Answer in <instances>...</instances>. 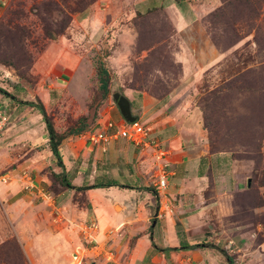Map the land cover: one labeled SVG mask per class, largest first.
Here are the masks:
<instances>
[{
	"label": "rangeland",
	"instance_id": "rangeland-1",
	"mask_svg": "<svg viewBox=\"0 0 264 264\" xmlns=\"http://www.w3.org/2000/svg\"><path fill=\"white\" fill-rule=\"evenodd\" d=\"M86 2L89 3L84 10L75 11ZM180 2L185 3L176 0H58L61 6L58 10L48 0H0V20L10 9L20 17L15 22L30 31V37L22 39L19 30L0 29V105L6 108V126L0 132V173H10L34 151H42L46 161L49 157L45 140L48 134L42 115L24 101L40 100L58 133L66 134L71 127L85 123L84 132L69 136L59 147L69 171L65 173V169L64 175L71 184L65 189L74 191L72 200L79 209L87 212L89 204L94 207L91 217L101 229L108 224L104 233L109 238L98 240L113 250L114 259L118 253L112 246V238L126 236L124 225L114 224L122 221V204L134 207L130 208L134 209L132 213H125L136 218V231L148 234L151 230L154 207L160 206L168 195L166 189L158 192L154 185L158 165L167 162L168 153L159 143L166 153L159 161L151 147L136 146L126 139L113 140L105 146L87 141L88 131L104 129L108 120L115 121L116 125L121 120L112 98L113 90L128 97L133 113L137 112L135 106L141 105L137 91L158 98L171 92L183 99L188 96L183 107L187 105L188 110H192L195 122L204 130L209 150L229 152L250 179L247 186L250 191L235 197L239 221L264 223V212L255 215L250 209L260 204L259 188L264 183V44L256 41L255 27L251 25L253 21L256 24L264 19V4L260 19L250 11L249 15L255 18L246 17L245 22L239 24H234L241 21L235 4L225 7L220 19L209 18L214 9L205 13L201 24L211 45L223 56L206 66V56L199 49L196 56L202 61L199 62L200 72L184 75L177 61L179 45L190 48L194 30L192 23L185 26L187 16L180 17L186 14L184 10L191 1ZM221 5L222 2L216 8ZM2 21L6 24V18ZM62 28L63 33H58ZM46 29L58 35L50 38ZM192 57L189 53L188 58ZM99 65L106 67L109 73L106 92L97 73ZM137 119L147 128V140L158 142L155 127L148 119L143 116ZM41 169L50 181L45 189L57 193L61 186L51 173L61 172L60 168L51 161ZM164 170L169 176V166ZM108 180L139 185L142 193L134 196L133 190L115 185L77 189ZM167 183L171 186L173 180L168 178ZM57 213L55 210L52 218ZM51 221L56 223L54 219ZM77 229L80 234V228ZM109 229L113 233L109 234ZM176 230L182 239L186 230L180 226ZM156 238L155 245L160 244ZM205 245L200 243L198 247ZM78 246H84L81 236ZM207 246L216 248L215 252L221 251L218 245ZM230 256L233 264H240L235 254L230 252ZM98 259L111 262L86 251L81 264H92ZM181 261L186 263L184 259ZM0 264H30L16 235L15 223L1 204Z\"/></svg>",
	"mask_w": 264,
	"mask_h": 264
},
{
	"label": "crops",
	"instance_id": "crops-1",
	"mask_svg": "<svg viewBox=\"0 0 264 264\" xmlns=\"http://www.w3.org/2000/svg\"><path fill=\"white\" fill-rule=\"evenodd\" d=\"M194 1L196 0H187L189 8H184L186 14L180 16H187L185 26L192 23L194 30L191 47L179 45L177 61L181 63L184 75H198L200 72L199 62L202 61L196 56L199 49L206 56V66L219 61L223 56L211 45L205 26L201 24L204 14L215 9L220 1ZM176 25L178 28L177 23ZM188 50L190 51L187 52ZM189 53L193 55L192 58H188ZM137 92L141 96V105L135 106L138 118H147L155 127L158 136L156 140L163 144L168 153L167 179H171V182L173 180V183L171 186L167 183L168 195L161 200L160 206L154 207L155 212L158 207L156 222L148 234L136 231V218L133 214L129 215L134 210L130 209L133 206L127 207L125 203L121 205L122 221H115L114 224L124 225L126 236L113 237L111 240L118 255L111 262L98 259L94 261L95 264H169L182 259L186 261L185 264H228L223 252H215L217 249L207 244L218 245L220 249L228 248V251L224 249L226 253L235 254L240 264H264V224H254L251 220L239 221L238 218L235 197L248 190V177L235 159L229 152L213 153L209 150L204 130L199 122H195L190 112L192 110H188L187 105L183 107L188 96L183 99L171 92L168 96L158 98L144 91ZM45 140L48 142V136ZM47 152L49 157L46 161L42 157V151H34L10 171L12 174L7 182H0V204L15 223L16 235L30 264H74L73 254H80L83 249L78 246L80 234L77 228L87 219L92 220L94 207L89 204L87 212L79 209L72 200L74 191L67 189L57 193L50 192L52 201L49 205V201L43 196L26 188L21 177V171L26 168L33 174L37 185L45 189V184H49V178L41 168L51 161L55 162V157L50 148ZM64 158L62 155L65 173H68ZM125 185L133 190L134 196L142 193L139 185ZM259 190L263 205L250 208L255 215L264 212V185ZM55 210L58 213L52 218ZM126 211L130 213H125ZM88 215L91 218H87ZM103 226V229L99 226L98 239L101 241L109 238L104 233L108 224ZM177 226L186 230L182 239L177 233ZM155 236L160 244L155 245ZM258 236L261 237L260 240ZM200 243L206 245L203 248H178L180 245L194 246ZM167 247L177 249L159 250ZM99 257L102 259L103 254Z\"/></svg>",
	"mask_w": 264,
	"mask_h": 264
},
{
	"label": "trees",
	"instance_id": "trees-1",
	"mask_svg": "<svg viewBox=\"0 0 264 264\" xmlns=\"http://www.w3.org/2000/svg\"><path fill=\"white\" fill-rule=\"evenodd\" d=\"M48 1H49V3L54 5L56 7V9H58V10L61 9L60 8L61 6L59 5L58 0H48ZM176 1H177V3H180V0H176ZM220 2H222V5L219 6L218 8H215L214 11L210 13L209 18L210 17H216L218 19L222 18L224 16V11L226 9L225 7H228L231 4H235L237 6V10L239 11L238 17L241 21H237L234 24H239L240 22L244 23L245 20L249 16H252V15H249L250 11L254 14H257L258 19H260L261 17H259V16H260V12H261L260 11L261 6H262V4H264V0H220ZM225 2H227V3H225ZM88 3L89 2H86L82 8H79L78 10H75V11L84 10L87 7ZM245 9H248V12ZM254 16H252V19L255 18ZM4 18H6V21H5L6 24L3 23L4 21H2V19H4ZM19 19H20V17L18 15L16 16L15 11L8 9L6 11V13L3 15V18H1V20H0V29H8L9 31L19 30L20 31V34H19L20 38H22V39L29 38L30 37V31H29L28 27L23 26V25H19L17 22H15ZM234 24H233V28H234ZM251 25H252V27L253 26L255 27L256 41L262 42L264 44V19L262 21H260L259 23H256V24L253 21L251 23ZM63 30H64V28H62V30H60L58 33H63ZM0 32H2V31H0ZM45 32L48 35V37H50V38H54V37H56V35H58L57 32H54L52 30H47ZM231 45H232V42L228 46H231ZM97 73L99 76V80L101 82V87L106 92L108 79H109L108 70L106 69V67L99 65L98 69H97ZM161 97H163V96H161ZM24 102H25V104H28L29 106L38 110V112L42 115L43 121L45 122L46 130H47V134H48L47 135L48 136V145H49V148H50L53 156L55 157L56 164L58 165V167L61 170V172H58V173L57 172L51 173V176L55 180H57L59 182V185L61 186V189L57 190V192L65 189L66 187H71L70 182L68 181V179L64 175L65 174L64 173L65 168H64V163L62 161V155L60 154L59 147H60L61 142L64 139L68 138L69 136L78 135V134L84 132L87 128V125L85 123H82L78 126L71 127L66 134L58 133V132H56V130L53 126L52 120L47 115L45 107L40 100H37V102H34V101H24ZM0 107H2V106L0 105ZM215 152H217V151H215ZM112 185L121 186V187H128L126 185L120 184L116 180H108V182H99V183L93 184V185L80 186V187H77V189H79V190L91 189V188H96V187H104V186H112ZM263 185H264V183L261 184V186H263ZM262 205H263V199L261 197L260 204L252 206V207H256V206L259 207ZM251 221H253V220H251ZM253 223L254 224H257V223L264 224L260 220L253 221ZM199 245L200 244H197L194 246H190V245H183L182 246V245H180V247H178V248H192V247H198ZM175 249H177V248L167 247V248H163V249H159V250L166 251V250H175ZM221 251L226 256L228 264H233V257L228 255L225 250L221 249Z\"/></svg>",
	"mask_w": 264,
	"mask_h": 264
},
{
	"label": "built area",
	"instance_id": "built-area-1",
	"mask_svg": "<svg viewBox=\"0 0 264 264\" xmlns=\"http://www.w3.org/2000/svg\"><path fill=\"white\" fill-rule=\"evenodd\" d=\"M6 108L0 107V132L6 126V117H5ZM117 139H126L136 146H146L151 147L154 151V156L157 160L162 159V155H165V151L160 147L159 142L155 140L148 141V131L147 128L136 119L133 122H126L122 119L117 125L115 122L108 120L105 124V128L98 131H88L87 132V141L93 145L102 144L108 145L111 141ZM104 150V147H103ZM167 166V162H164V165H158V173H156L155 187L158 192L163 191L167 187V173L164 170V167ZM21 177L25 183L27 189L33 190L36 194L41 195L49 201L51 205L52 194L37 185L28 171V169H23L21 171ZM10 178V173L3 172L0 173V182H7ZM80 236L83 240L84 246L80 254L76 252L73 254L75 260L74 264H81L84 252H88L94 257H99L103 254V258L107 261L114 260V252L106 247L104 242L100 243L97 236L99 234V226L96 221L88 220L83 222L80 226ZM109 234L113 233L112 229H109ZM169 264H185L183 261L175 260L171 261Z\"/></svg>",
	"mask_w": 264,
	"mask_h": 264
},
{
	"label": "water",
	"instance_id": "water-1",
	"mask_svg": "<svg viewBox=\"0 0 264 264\" xmlns=\"http://www.w3.org/2000/svg\"><path fill=\"white\" fill-rule=\"evenodd\" d=\"M112 98H113L114 103L117 105L122 118L126 122L130 123V122L135 121L138 118V111L136 113H133L131 101L128 99L127 96H125L124 94H122L119 91L113 90L112 91ZM249 184H250V179H248V181H247V185H249ZM157 211H158V207H156V212L153 215L151 228H153L155 226ZM92 264H95V262H92Z\"/></svg>",
	"mask_w": 264,
	"mask_h": 264
}]
</instances>
